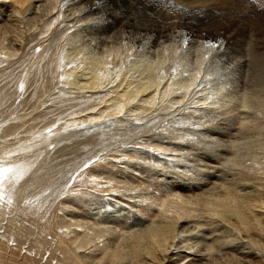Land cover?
<instances>
[{
	"label": "bare ground",
	"instance_id": "6f19581e",
	"mask_svg": "<svg viewBox=\"0 0 264 264\" xmlns=\"http://www.w3.org/2000/svg\"><path fill=\"white\" fill-rule=\"evenodd\" d=\"M13 1L0 0V246L26 241L34 256L0 264H33L45 249L46 264H264V156L240 153L264 128L248 113L264 105V31L236 54L217 30L142 29L135 7L113 0ZM18 55L23 68L6 72ZM30 93L46 105L38 117ZM96 142L119 148L84 159ZM69 166L73 198L60 199ZM94 194L108 200L96 211Z\"/></svg>",
	"mask_w": 264,
	"mask_h": 264
},
{
	"label": "rangeland",
	"instance_id": "374dc122",
	"mask_svg": "<svg viewBox=\"0 0 264 264\" xmlns=\"http://www.w3.org/2000/svg\"><path fill=\"white\" fill-rule=\"evenodd\" d=\"M33 1V0H32ZM120 1V2H119ZM6 2H9V3H13L14 1L13 0H6ZM124 3V0H113V3H112V5H113V8L115 7V9H118L117 11H119V10H124V11H127L128 10V8H127V6L129 7V8H134L133 10H134V12L136 13V17H137V21H138V26H140V28H142V29H147V28H150V27H152V26H159V27H164V26H172V25H177L178 23L180 24V23H187L186 25H184V26H192V29H194V30H198L197 31V35L199 34V35H206V36H210L213 32H214V30H217V33H219L220 34V36L221 37H223L222 39H220V40H224L225 38H230L231 39V41H233V45H234V52L233 53H235V50H236V54H240L239 52H241L242 51V48H244V47H246V46H248L247 44H249V42H252V40L255 38V36L256 35H258V34H260L261 33V31H264V25H262L259 21H261L262 19H261V17L263 18V16H264V0H131V2H130V0H125V3ZM132 3V4H131ZM118 6V7H117ZM124 6V7H123ZM25 8H26V5L24 6ZM23 7V9H25ZM121 8V9H120ZM123 8V9H122ZM3 9H5V12H3V14L5 15V16H7V14H9L11 11H12V8L10 7V8H8L7 6H4L3 7ZM105 9V10H104ZM102 10H104V11H106V10H108L107 9V7L106 6H104L103 8H102ZM10 11V12H9ZM13 11H15L14 9H13ZM100 17H101V14H100ZM139 17V18H138ZM258 17V18H257ZM0 19H2V18H0ZM258 20V21H257ZM236 21H238V22H236ZM146 25V26H145ZM258 26V27H257ZM184 29H187V28H184ZM263 29V30H262ZM184 31H186V30H184ZM203 33V34H202ZM110 34V33H109ZM227 35H230V36H227ZM134 36H136V35H134ZM215 40V39H214ZM217 40V39H216ZM255 40V39H254ZM253 40V41H254ZM38 41V40H37ZM218 41H219V39H218ZM256 41V40H255ZM35 43H37L36 41H35ZM34 42H33V45L35 44ZM168 43V42H167ZM31 45V44H30ZM29 45V47H31ZM29 47H27L26 48V51L28 52V48ZM163 49L162 47H156L155 49ZM160 49V50H161ZM238 49V50H237ZM241 49V50H240ZM37 52H39L40 50H39V48H37V49H35ZM232 53V54H233ZM18 54H20V51H19V53ZM231 54V55H232ZM20 55H18L17 57V59L19 60H21L22 62L24 61V59L27 57H25L24 58V55H22V57H19ZM233 56V55H232ZM27 58H29V55H28V57ZM14 60V62L10 65L11 66V68L9 67L7 70H6V72H8V71H10V70H13V69H15V71H13V73L14 74H16L17 73V71L19 70H21L23 67H21L22 66V63H21V61L19 60ZM20 62V63H19ZM16 63V64H15ZM14 65V66H13ZM172 65V64H171ZM192 65L194 66L195 65V63L193 62L192 63ZM213 66H215V64L213 65ZM212 66V67H213ZM211 66H210V69H212V71L213 72H218V74H224V75H226V76H224V77H222V78H229V74L227 73V71H225L226 69H224V68H222V67H217L216 69H215V71L213 70V68H212ZM18 68V69H17ZM19 68H21V69H19ZM10 69V70H9ZM210 69H208L207 68V70L206 71H208V70H210ZM253 70V73H254V70H256V69H252ZM18 71V72H19ZM215 72V73H216ZM217 74V73H216ZM215 77H219L218 75H216ZM215 77H211V79H213V81L215 82L216 80H217V78H215ZM216 79V80H215ZM35 79H33L32 80V82H31V85H30V87L33 85V86H35V83H36V81L37 80H35ZM0 85L2 86L3 85V83L2 82H4L3 81V77L1 78V76H0ZM34 81V82H33ZM2 83V84H1ZM34 83V84H33ZM33 86L31 87V88H33ZM203 88L205 87V86H202ZM201 87V88H202ZM207 87H210L209 85L207 86ZM197 89H200V88H197ZM241 88H239L238 90H240ZM49 90V89H48ZM48 90H47V92L45 91V93L43 92V94H42V96L44 97V95H47L48 93L49 94H51L50 92L52 91V87L50 88V92H48ZM53 92V91H52ZM47 93V94H46ZM49 94L47 95V97L45 96L44 97V101L45 102H47V100H49V98H50V96H49ZM30 96V97H29ZM29 96H28V98H30L29 100H31V103H33V107H31L32 106V104L30 103V105H28L29 107H27L29 110L28 111H30V109L32 110V113H33V117H38V116H40V115H38V114H40V113H44V111H42L44 108L43 107H46V105H44L43 107L42 106H40V108L38 107L39 105H38V103L40 104V101L42 102L43 101V97L40 95L39 97H37L36 99H38V101H36V99L35 98H33V99H31V97H32V94L30 93L29 94ZM42 97V99L41 100H39V98H41ZM46 98V99H45ZM3 102H6V101H4V100H2ZM35 102V103H34ZM51 101H48L47 102V105H48V103H50ZM65 102V101H64ZM67 103H64V104H59V105H61V106H64L63 108H64V110H66L65 112H63V116H65V115H68L69 114V107H70V105H69V107L68 106H65L66 104H72V102H70V103H68V101H66ZM2 103V102H1ZM37 103V104H36ZM36 104V106L38 107H36L37 108V110L36 111H34L35 109H33L34 108V105ZM90 105V104H89ZM258 105V106H257ZM2 106H5L4 105V103L3 104H1V108H2ZM257 106V107H256ZM256 106L254 107L255 108V110L253 111V107H252V110H250L251 112H248L249 113V117H250V115H251V119L253 118V117H255V116H259L258 118L260 119L261 118V120H259L258 118H256L255 117V119L257 120L258 119V122L259 123H263L264 124V110H262V107L264 106L263 104L262 105H259V104H256ZM260 106H262V107H260ZM42 107V108H41ZM67 107H68V111H67ZM81 107V108H80ZM79 107V109H78V111L80 112V111H82L83 109H84V107L85 106H80ZM258 107H260V108H258ZM26 108V107H25ZM41 109V110H40ZM81 109V110H80ZM258 109H259V111L261 112V113H263V114H259V111H258ZM263 109H264V107H263ZM47 110H50V109H47ZM71 111V110H70ZM38 114H37V113ZM47 112V111H46ZM68 112V113H67ZM258 114H257V113ZM35 114H37V115H35ZM255 114V115H254ZM50 115V118L52 117V116H54V112L53 113H50L49 114ZM252 115H253V117H252ZM5 117V116H4ZM1 119H3V116L2 117H0V120ZM254 119V118H253ZM236 122L238 121V124L240 123V122H242L243 121V116L241 115V118L239 119V120H235ZM261 121H263V122H261ZM257 122V123H258ZM173 124V123H172ZM180 123H178V125H179ZM174 125V124H173ZM240 125V124H239ZM239 125H237V126H239ZM262 125V124H261ZM175 126V125H174ZM262 127H264V126H262ZM261 127V128H262ZM264 129V128H263ZM263 129H261V132H260V134L261 133H263L264 134V131H263ZM260 130V129H259ZM259 130L258 131H256V132H254L253 131V134H255L254 136H256V137H254V136H252V134H251V136H249L248 138H247V140H244V142H243V145L244 146H242V148H241V150H240V153L241 152H243V153H246L247 155L249 154V156H253V155H255L256 153H258L257 155H260V156H264V147H262V146H259V143H260V145H261V142H258L257 143V141L259 140V141H262V139L264 140V135L263 134H258L259 133ZM93 130H91V132H92ZM188 135H191V133L189 132V133H187ZM256 134H258V135H256ZM110 135H112V134H110ZM113 136V135H112ZM261 136H263V137H261ZM253 137V138H252ZM249 138H251L250 140H249ZM76 138H74L73 140H75ZM119 139V138H118ZM255 139H257V141H255V143H254V140ZM72 140V141H73ZM78 140V138L75 140V142ZM116 140V139H115ZM248 140L251 142V144H252V142H253V144H252V147H251V145L248 143V145H247V142H248ZM252 140V141H251ZM23 141H26V140H23ZM72 141H70L69 143H71L72 144ZM79 141V140H78ZM101 141V139L99 140V142ZM243 141V140H242ZM74 142V141H73ZM97 143V145H99L98 146V148L95 146V147H93L94 146V144L92 145V147H89V146H91V145H89L88 146V148H84V149H82V151L85 153L86 152V154H84L82 151V153L80 152V150L77 152V155L79 154V155H82V154H84V156H85V158L84 159H86V158H88L87 156H93L94 154V152H95V154L96 153H98V154H102V153H112L113 151H117V149L119 148L118 146V144H116L115 145V143H114V145L113 146H111V144L109 143V142H106L107 144H105L104 146L102 145V144H100V143H98V142H96ZM95 143V144H96ZM110 144V147H107V145L109 146V144ZM245 143V144H244ZM258 144V146L256 147V145ZM264 144V142H262V145ZM101 145V146H100ZM245 145L248 147V148H251V149H248L247 147V149L245 148ZM103 146V147H102ZM253 146H255V147H253ZM15 147H17L16 145H14V146H11L10 147V149H13V148H15ZM105 147V148H104ZM258 147H260L259 149H258ZM262 147V148H261ZM44 147H38V149H43ZM117 148V149H116ZM124 148H125V144H124ZM94 149V151L93 152H91L92 150ZM105 149V150H104ZM109 149H110V152H109ZM96 150V151H95ZM100 150V151H99ZM112 150V151H111ZM251 150L252 151H254L255 152V154H254V152H253V154H251L250 155V152H251ZM255 150H257V151H255ZM247 151V152H246ZM81 153V154H80ZM243 153H241V154H243ZM245 154V155H246ZM7 154H5V156H6ZM9 155V154H8ZM12 155H14V153L13 154H11V155H9V157H11ZM73 155V154H72ZM84 156H81L82 158L84 157ZM67 158L68 157H71V155L69 156H66ZM72 157H74V155L72 156ZM11 159V158H10ZM69 160H70V158H68ZM74 159H75V157H74ZM83 159V160H84ZM68 160V161H69ZM82 160V159H81ZM11 161V160H10ZM80 162V161H79ZM74 163V162H73ZM76 163H78V162H75V167L77 166V164ZM93 163V161H91L90 163H88V164H85V165H87L86 167H88V165L90 166L91 164ZM0 164H2V163H0ZM81 164H82V161H81ZM72 165V164H71ZM74 166L73 167H71V166H69V169H68V171L69 172H67V170H66V172L64 173L65 175L64 176H66V174H67V176H66V178L65 177H63L62 178V180L64 181H59V184H57L56 185V191L58 192V195H59V198L60 199H64V197L65 196H63V197H61V195L63 194V195H65L66 194V196H67V194H68V191H69V195H70V197L71 198H73L72 197V193L70 192V189H71V187L73 186V184H74V177H71V178H73V179H71L70 178V176H72L73 174H74V172H73V168H74ZM73 170H72V169ZM60 169H61V166H60ZM73 172V174L72 175H69V174H71L72 172ZM56 173H55V171H54V173L52 174L53 176L55 175ZM70 179H71V181H70ZM64 185V186H63ZM69 185V186H68ZM65 186H66V188H65ZM69 188H68V187ZM61 188H62V190H61ZM65 190H64V189ZM67 189H69V190H67ZM63 191V192H62ZM65 191V192H64ZM67 191V192H66ZM49 193V192H48ZM62 193V194H61ZM93 195V194H92ZM88 196V199H87V201H89V203L91 204V206H92V208H93V210L94 211H96V210H98L99 209V207H101V205L104 203H106V202H108V200H106L105 199V201L104 200H100V197L99 196H95V194H94V196ZM56 197V195L55 196H53V198H55ZM90 197H92V198H90ZM68 198H69V196H68ZM67 198V199H68ZM96 199V200H95ZM102 199V198H101ZM61 201V203H62V201H64V203H65V205L68 207V208H70V205H71V203L68 201H65V200H60ZM104 201V202H103ZM28 203H29V201H27ZM95 202V203H94ZM57 204H59V203H57ZM46 207V208H45ZM49 206H48V203H47V205H45V206H42V208L43 209H47ZM115 207V206H114ZM114 207H111V208H109V209H107V211L104 213V215H105V218H110V215H115V211H117L118 210V208L120 209V207L119 206H117L116 208H114ZM83 210V209H82ZM104 210V209H103ZM113 210V211H112ZM60 211V212H59ZM113 212V213H112ZM95 213V212H94ZM111 213V214H110ZM119 213H122V212H119ZM118 213V214H119ZM106 214H108V215H106ZM57 215L60 217V219L64 222H68V220H71L72 219V217L70 216V215H68L67 214V211H65V210H62V209H60V210H57ZM70 216V217H69ZM104 217V216H103ZM122 218V219H121ZM120 221L121 220H123V221H125V219H124V216H121L120 218ZM123 221H121V222H123ZM5 224H9V222H4ZM69 224V223H68ZM19 224H17V226H18ZM3 230V229H2ZM16 231L18 230V229H15ZM66 230V228L64 229V231ZM82 229L80 228V230L79 231H81ZM4 231V230H3ZM54 231V230H53ZM52 230L51 231H49V232H53ZM49 232H48V234H49ZM25 233L26 232H24V231H20L19 232V235L22 237V239H25ZM50 233V234H51ZM48 234L45 236L46 237V240L47 239H51V236H48ZM49 234V235H50ZM20 236H18V233H15V234H13V235H11V237L13 238V239H17L18 241L20 240ZM24 236V237H23ZM19 237V238H18ZM28 237V236H27ZM50 237V238H49ZM3 240V239H2ZM57 241V240H56ZM47 242H48V240H47ZM12 243L14 244V247L12 246ZM23 243V242H22ZM27 242L25 241L24 242V244H23V247L25 248H22V245H20V246H18V247H15V245H16V243H14L13 241H10V244L8 243V245L10 246L9 247V249L7 248L6 249V247L4 246V247H2V246H0L1 248H0V252H1V254H0V259H4V258H6V259H4L6 262L7 261H9V259L10 258H13L14 256V259L15 258H17L16 260H18V261H25V257H30V256H34V255H29L28 254V252H26V251H28V248H26L25 246H28L27 244H26ZM47 247H48V244H47ZM12 248H14V249H12ZM6 249V250H5ZM13 251H15V252H13ZM10 250V251H9ZM46 250V249H45ZM44 250V251H45ZM5 251V252H4ZM43 250H42V252H41V254H43V252H44ZM5 253V254H4ZM7 253V254H6ZM13 253H15L14 255H13ZM19 254H20V256H19ZM21 254H23V255H21ZM41 254H40V256L36 259H34V258H32L34 261H33V264H46L45 262V260L48 258V253L44 256V260L43 261H40V262H42V263H40L39 262V260L41 259ZM13 255V256H12ZM8 258V259H7ZM40 258V259H39ZM37 260V261H36ZM25 263H29V262H25ZM32 264V263H31ZM53 264H55V262H53Z\"/></svg>",
	"mask_w": 264,
	"mask_h": 264
}]
</instances>
